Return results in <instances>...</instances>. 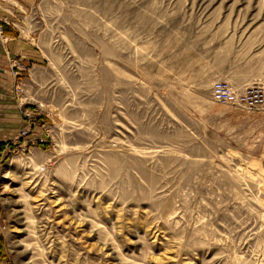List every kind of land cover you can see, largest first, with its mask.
Returning a JSON list of instances; mask_svg holds the SVG:
<instances>
[{
    "label": "rangeland",
    "instance_id": "374dc122",
    "mask_svg": "<svg viewBox=\"0 0 264 264\" xmlns=\"http://www.w3.org/2000/svg\"><path fill=\"white\" fill-rule=\"evenodd\" d=\"M30 12L45 59L12 64L36 125L0 136V264H264V105L243 101L264 95V0Z\"/></svg>",
    "mask_w": 264,
    "mask_h": 264
},
{
    "label": "crops",
    "instance_id": "0c3cea01",
    "mask_svg": "<svg viewBox=\"0 0 264 264\" xmlns=\"http://www.w3.org/2000/svg\"><path fill=\"white\" fill-rule=\"evenodd\" d=\"M38 1L0 0V136L18 137L21 128H28L26 110L15 92L21 79L13 76L12 64L20 61L17 64L24 63L33 74L44 63L38 27L30 23V10Z\"/></svg>",
    "mask_w": 264,
    "mask_h": 264
},
{
    "label": "built area",
    "instance_id": "2783aa9c",
    "mask_svg": "<svg viewBox=\"0 0 264 264\" xmlns=\"http://www.w3.org/2000/svg\"><path fill=\"white\" fill-rule=\"evenodd\" d=\"M14 74L18 76L17 72H15ZM230 93L231 91L227 90L226 85L222 83L216 84L214 88V97L218 102H221V103H225L231 98L229 97ZM247 99L251 100L250 104L258 103L261 101L260 99H258V96L244 98L243 100H247ZM34 116L35 114L30 115V114L25 113V117L28 119V128L23 130L20 133L22 138L27 137V136L31 137L30 130L36 125V123H34Z\"/></svg>",
    "mask_w": 264,
    "mask_h": 264
},
{
    "label": "bare ground",
    "instance_id": "6f19581e",
    "mask_svg": "<svg viewBox=\"0 0 264 264\" xmlns=\"http://www.w3.org/2000/svg\"><path fill=\"white\" fill-rule=\"evenodd\" d=\"M15 67V66H14ZM218 83H220V82H218ZM217 83V84H218ZM222 84H224V83H222ZM224 85H226V84H224ZM216 86V85H215ZM215 86H214V88H215ZM214 88H213V92H212V95H213V100L215 101V102H217V103H219V104H227V103H230L231 101H233L235 98H236V93H234L233 91H232V89L228 86V85H226V89L227 90H229V91H231V93H230V95H229V97H231L227 102H225V103H221V102H218L216 99H215V97H214ZM254 96H258V99H260L261 101L260 102H258V103H254V104H250V101L251 100H249V99H247V100H243L250 108H252V109H254V108H257V107H261V106H263L264 105V95L261 93V94H259V93H252V94H249V95H247V97H245V98H248V97H254Z\"/></svg>",
    "mask_w": 264,
    "mask_h": 264
}]
</instances>
